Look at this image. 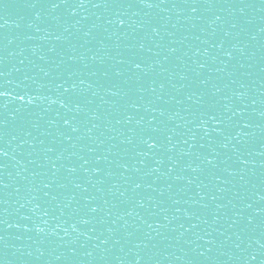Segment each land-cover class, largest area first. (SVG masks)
Instances as JSON below:
<instances>
[{"label": "water", "instance_id": "1", "mask_svg": "<svg viewBox=\"0 0 264 264\" xmlns=\"http://www.w3.org/2000/svg\"><path fill=\"white\" fill-rule=\"evenodd\" d=\"M0 73V264H264V0H0Z\"/></svg>", "mask_w": 264, "mask_h": 264}, {"label": "snow or ice", "instance_id": "2", "mask_svg": "<svg viewBox=\"0 0 264 264\" xmlns=\"http://www.w3.org/2000/svg\"><path fill=\"white\" fill-rule=\"evenodd\" d=\"M64 2H66V0H64ZM145 2H146V0H145ZM81 6H83V4H81ZM148 6H151V3H149V5ZM53 7H59V4H53ZM196 9L195 8H193V11H195ZM136 67L137 68H139L140 67V65L139 64H137L136 65ZM0 75H3L2 73H0ZM0 88H3V85L2 84H0ZM68 89H65V91H67ZM4 95H7V92H5V91H0V97H2V96H4ZM23 97H21V99H22ZM145 143H147V141H145ZM149 147L151 148V147H155V145H149ZM5 155H6V153H5ZM209 163H210V161H209ZM74 170V169H73ZM97 209H95V208H93V209H91V211H93V212H95Z\"/></svg>", "mask_w": 264, "mask_h": 264}]
</instances>
